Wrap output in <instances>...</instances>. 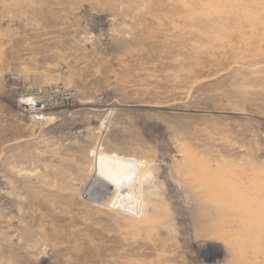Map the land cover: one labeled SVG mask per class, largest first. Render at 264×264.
Segmentation results:
<instances>
[{
  "label": "rangeland",
  "instance_id": "374dc122",
  "mask_svg": "<svg viewBox=\"0 0 264 264\" xmlns=\"http://www.w3.org/2000/svg\"><path fill=\"white\" fill-rule=\"evenodd\" d=\"M0 264H264V0H0Z\"/></svg>",
  "mask_w": 264,
  "mask_h": 264
}]
</instances>
